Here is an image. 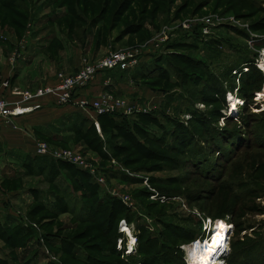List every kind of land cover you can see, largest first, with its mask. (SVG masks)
<instances>
[{
  "label": "rangeland",
  "instance_id": "obj_1",
  "mask_svg": "<svg viewBox=\"0 0 264 264\" xmlns=\"http://www.w3.org/2000/svg\"><path fill=\"white\" fill-rule=\"evenodd\" d=\"M208 22L214 25L206 26ZM198 25L209 28L208 35L202 30V47L211 36L222 38L215 57L204 58L202 47L195 51L196 60L206 62L205 72L175 56L174 66L183 80L175 75L160 78L151 68L144 72L148 75L138 74L159 51L189 52L174 40ZM33 37L51 41L46 56L52 63L72 60L75 48L83 54L75 73L59 71L54 84L26 88L31 91L53 87L59 74L72 76L86 63L96 64L111 54L138 52V62L129 70H113L125 73L116 77L126 79L127 96L109 90L86 93L110 70L99 73L84 95L76 96L94 103L104 102L109 93L126 102L112 113L93 111L96 128L74 133L52 126L66 139L54 141L25 123L19 125L18 118L16 125L7 124L9 129L0 132V264H134L130 257L137 254L140 232L142 242L148 238L145 234L159 244L166 242L190 264L188 248L208 241L202 239L207 236L205 220L212 221L214 234L221 221L230 223L222 264H264V61L262 70L257 67L264 49V0L0 1L1 63H11L13 55L26 48L25 40ZM12 42L19 43L16 49ZM250 64L262 74L257 80L249 72ZM188 72L196 76L193 81ZM214 77L219 78L217 86ZM233 103L236 112L231 114ZM110 105L105 102L102 108L111 109ZM42 110L43 106L26 116L40 117ZM108 114L116 115L121 124L127 122L134 138L123 137L108 119L98 121ZM102 123L107 124L104 134ZM97 136L107 142L95 141ZM42 143L84 162L94 175L90 180L80 177V187L75 168L67 171L60 167L65 161L37 155ZM115 144L126 146L124 154ZM17 146L29 152L10 151ZM53 167L57 176L51 173ZM97 203L106 204L96 209ZM23 230L31 235L21 238ZM131 240L137 245L128 254ZM86 252L93 257L90 263L84 260Z\"/></svg>",
  "mask_w": 264,
  "mask_h": 264
},
{
  "label": "trees",
  "instance_id": "obj_2",
  "mask_svg": "<svg viewBox=\"0 0 264 264\" xmlns=\"http://www.w3.org/2000/svg\"><path fill=\"white\" fill-rule=\"evenodd\" d=\"M0 1H2V0H0ZM18 18H20L19 15H18ZM14 21L16 23H18L17 17H15ZM236 31L243 34V35L242 34H240V35H242V36L245 35L244 37H248L245 32H243L241 30H236ZM202 35H203L202 27L200 25L194 26V28H192V30L189 32H187L186 30L181 32L180 35H178V37L174 40V45L177 46L178 48L183 49V50H188L189 52L183 53V54L180 52L175 53V54H174V52L166 54V53H162V51H159L157 54L152 55L153 62L151 64H143L140 68L139 73L136 72L133 74V76L137 77L138 74H140V76L148 75L144 72H145V70L151 68L152 70H154L158 73V76L160 78L161 77L172 78V76L175 75L176 79L178 78V80L179 79L183 80V77L180 75L179 71L174 66V57L175 56L179 57L181 62H184V63L190 65L191 68L203 70L205 72L206 62H204L201 59L196 60L197 56H196V54H194L195 51H197V52L200 51V48L202 47L201 46V44L203 42L202 41ZM221 44H222V38H219L218 36H215V37L211 36L210 40L208 42H205V44H203L204 47H202V49L205 50L204 58H212V57H215L216 54H219V51L221 49ZM165 48L168 49V45ZM249 67H250L249 72L253 71V73L255 74L254 80H257V78H258L257 75H262L260 70L257 69L254 64H250ZM110 71H113V70H110ZM188 75H190L191 81H193L196 78L195 75H193L189 72H188ZM149 77H152V75L149 74ZM156 78H158V77H156ZM218 83H219V78L214 77L213 85L217 86ZM116 117L117 116L114 114L101 115V116H99L98 121L99 120L103 121L104 119H106V120L108 119L110 121L109 123L114 124L113 128L117 132H120V133L122 132L124 134V135H122L123 137L126 136L128 138L133 139L134 138L133 134H132L133 131L130 129V125L127 124V122H124L123 124H121L118 120H116ZM227 120H228V118H227ZM99 124H100V122H99ZM106 125L107 124H103V123L101 125V127H102L101 129H102L103 134H104V128H106ZM61 126L68 127L69 130H72V132H74V133H82L83 129H86L87 126H90L89 129L96 128L95 121L92 120L91 118L87 117L85 114H83V113L81 114L80 111H79V114L74 115V121L73 122L66 124V125H61ZM224 133H226V132H224ZM222 134L223 133H221V135ZM122 136H120V137H122ZM223 136H225V135H223ZM97 137L98 138H96L97 140H95V141H97L99 143L102 142L103 140H105L104 137H99V136H97ZM47 139L54 140V141L55 140H58V141H65L66 140L64 137H60V138H56V139H54V138L53 139L47 138ZM105 142H107V140H105ZM114 147L122 150L123 151L122 154H124V151L127 149L126 146H121V148H118L119 146H117L116 144ZM117 149H115V150H117ZM108 152H109V150L107 148L105 150V152L103 153L104 154L103 156L105 157L106 156L105 153L108 154ZM54 167H58V165H55ZM54 167H53V169H51V173H52V175L57 176L58 173L54 170ZM60 167L63 169H66L67 171H69L72 167L77 169V170H75L72 168L74 173H75L74 174V178H75L74 180L80 187H81V185H83L81 178L87 179V180H88V178H89V180H90V178H92L90 175V172L88 173L87 170H83L82 168H76L75 165L72 163L61 162ZM52 171H55V172L53 173ZM60 171H61V169H60ZM12 178H10V179H12ZM13 179L18 180L19 177L18 178L14 177ZM89 183H90V181H89ZM86 185H89V184H86ZM86 185H84V186L87 187ZM90 185H91V187L93 186L91 183H90ZM93 187L96 188V186H93ZM58 198L60 199V197H58ZM97 201H98V199H97ZM37 203H38L37 205L39 207H43L44 209L52 212L50 210V208H48L46 205H44L40 202H37ZM106 203H104V204H106ZM8 204H9V202H7V205ZM104 204L97 203L96 209L98 207L104 205ZM125 217L128 218V219H125L128 222L131 220V216L129 215V213H127V216L125 215ZM0 226H1V223H0ZM8 227L12 228L10 226H8ZM16 229H19V228H16ZM23 232H24V234L21 235V238H22V236H26L27 234L31 235V233L29 231H27V233H25L26 230H23L21 233H23ZM117 235H118V237H120L122 235L119 231V228H118V234ZM145 237H148V238L145 240V242H142L143 238H142V233L140 232V236H138V242L139 241H141V242L139 243L137 254L135 256L130 257V259L133 260L132 262L134 264H177L178 261L182 262V264H185L184 260L182 259V253L179 250L175 249L173 246H171L170 244H167L166 242H163V244H159L160 242L158 241V239L150 238V236H148L146 234H145ZM113 239H114V244L112 246L113 247L112 250L115 251V244H116V241L118 238H117V236H115ZM116 247H117V244H116ZM84 251H86V250H84ZM179 253H181V254H179ZM139 255L141 257L138 258L137 256H139ZM75 260L78 261L77 259H75ZM84 260H86V262L90 263V261H93V257L90 253H87L86 259H84ZM26 264H28V263H26Z\"/></svg>",
  "mask_w": 264,
  "mask_h": 264
},
{
  "label": "crops",
  "instance_id": "obj_3",
  "mask_svg": "<svg viewBox=\"0 0 264 264\" xmlns=\"http://www.w3.org/2000/svg\"><path fill=\"white\" fill-rule=\"evenodd\" d=\"M50 42L51 41L46 42V40L36 37L27 39L25 40L26 48L20 50L21 55L18 61H16L15 63H9L7 59L4 64H2L0 61V93H9L10 88L5 89L3 87V83L5 81L10 83L11 88H35L36 86L43 85L45 83L54 84L56 74L59 71L66 73H75L82 60V58L80 57L83 54L81 50H77L75 48L74 58L72 60H69L67 62L65 58L63 59L64 61H59L58 63L55 62V64L52 63L53 61L47 59L46 56L49 52L48 46H50ZM18 44L19 43L17 42H12L10 46L12 47V49H16ZM59 54H62V57H65L66 53L65 51H60ZM42 57H45L46 59H43ZM117 74L125 75V73H122L120 71H108L104 74H100L86 93L88 95L94 96L102 90H109L120 96H127V94L130 93V90H127L128 86L124 82L126 81V79H118V77H116ZM78 94L84 95V92L80 91L77 93V95ZM39 113L40 117H37L36 114H30L28 116L19 118V120L17 119V123L21 126L25 123L29 129L33 130V132L35 131L46 136L47 138L56 139L63 136L58 134L57 132H54L52 126L58 127V125L61 126L73 122L74 115L79 114V111L72 106H59L58 104H56L53 98H46L44 99L43 110L41 112H38V114ZM17 123L15 122L14 125H16ZM8 126L9 125L0 122V132L8 130ZM23 129L25 130V128H22L20 130ZM23 148L24 147L17 146L11 148L10 151L19 152L20 150H22L26 153L29 152ZM15 171L16 173H21L17 170Z\"/></svg>",
  "mask_w": 264,
  "mask_h": 264
},
{
  "label": "built area",
  "instance_id": "obj_4",
  "mask_svg": "<svg viewBox=\"0 0 264 264\" xmlns=\"http://www.w3.org/2000/svg\"><path fill=\"white\" fill-rule=\"evenodd\" d=\"M214 25L213 23L208 22L207 25ZM205 26V27H206ZM194 27V26H193ZM202 28L204 35L209 34V28ZM190 29V28H189ZM20 53H16L11 58V62L15 63L17 59L20 57ZM138 57L137 53H131L128 51L119 52L116 54H111L110 56L104 58L100 62L96 64H88L82 66V69L78 71L76 74L72 76H66L65 74H59L58 84L51 87V86H42L35 91H31L29 89H21L19 87L11 88L10 83L5 81L3 83V87L5 89H9V93H0V121L14 125L18 118L26 116L29 113H32L35 109H39L43 106L40 104L41 100L46 98H52L59 106H67L72 105L76 110L80 111L81 113L85 114L87 117L94 119V114L92 113L97 112L98 115L112 113L117 111L118 109L124 108L127 104L125 101L115 98L111 94L108 93L107 96L104 97L103 101L91 102L87 98L81 99L77 96V93L80 91L85 90L89 84L94 80V78L99 74L107 70H129L133 68L137 64L136 58ZM262 61H259L257 67L260 68V63L264 61V49L261 57ZM262 70V69H261ZM109 102L111 105V109H105L103 107V103ZM99 110V112L97 111ZM95 123L97 121L95 120ZM40 156H51L56 160H63L65 162H69L72 164H76L80 166V168L87 170L90 174L94 175V171L87 166H84V162L80 163L79 161H75L74 159L68 158L63 154V152L51 151L47 147L45 143H42L38 150L36 151ZM97 181L101 184L100 178H97ZM165 197V196H164ZM166 198V197H165ZM211 220L204 221V230L207 233L202 239H210L211 236L213 237L211 229ZM230 227V223H227ZM126 223L124 222L121 224V229H125L127 227ZM232 226V225H231ZM230 238V237H229ZM199 239L194 243L201 241ZM205 242V240H203ZM137 245V242H134V246L132 249L127 248L125 253L130 254L134 251V247Z\"/></svg>",
  "mask_w": 264,
  "mask_h": 264
},
{
  "label": "bare ground",
  "instance_id": "obj_5",
  "mask_svg": "<svg viewBox=\"0 0 264 264\" xmlns=\"http://www.w3.org/2000/svg\"><path fill=\"white\" fill-rule=\"evenodd\" d=\"M231 114L236 112L234 103L231 105ZM226 222L221 221L219 227L216 226L215 234L206 243H197L195 246L188 248L190 264H222L223 258L228 252V235ZM213 234V231L212 233ZM134 246V240H131L130 248Z\"/></svg>",
  "mask_w": 264,
  "mask_h": 264
}]
</instances>
